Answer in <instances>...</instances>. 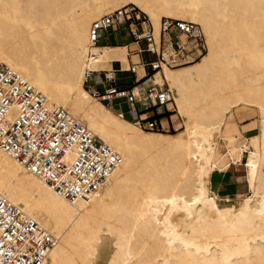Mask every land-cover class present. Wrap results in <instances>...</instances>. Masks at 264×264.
Masks as SVG:
<instances>
[{
    "label": "bare ground",
    "instance_id": "obj_1",
    "mask_svg": "<svg viewBox=\"0 0 264 264\" xmlns=\"http://www.w3.org/2000/svg\"><path fill=\"white\" fill-rule=\"evenodd\" d=\"M129 7L146 16L157 44L165 20L203 32L199 60L162 66L147 81L172 92L176 134L144 132L86 89L92 76L131 67L129 52L116 59L127 46L90 39L96 21ZM2 65L121 158L96 193L72 201L0 150V193L59 239L44 264H264V0H0ZM241 109L260 114L258 151L222 135ZM245 154L249 195L222 205L212 174L241 166ZM103 247L110 252L100 256Z\"/></svg>",
    "mask_w": 264,
    "mask_h": 264
},
{
    "label": "built area",
    "instance_id": "obj_2",
    "mask_svg": "<svg viewBox=\"0 0 264 264\" xmlns=\"http://www.w3.org/2000/svg\"><path fill=\"white\" fill-rule=\"evenodd\" d=\"M145 22L135 9L123 8L91 26L94 44H100L110 30H127L133 43L139 45L136 54L142 57L126 71L117 68L112 74L92 76L94 82L89 87L109 107L117 104L124 118L122 109L127 106L131 120L141 128L169 132L175 130L172 116L177 113L173 94L167 86L145 83L162 66L178 68L199 60L206 52L205 38L194 23L165 20L157 44L153 30L144 31ZM139 66L145 72L141 80ZM124 73L135 77L131 88L119 85L118 74ZM99 86L103 89L98 90ZM143 115L147 118L142 119ZM0 150L72 201L89 199L121 163L112 147L66 110L50 104L42 92L6 65L0 66ZM58 240L0 193V264H44Z\"/></svg>",
    "mask_w": 264,
    "mask_h": 264
},
{
    "label": "rangeland",
    "instance_id": "obj_3",
    "mask_svg": "<svg viewBox=\"0 0 264 264\" xmlns=\"http://www.w3.org/2000/svg\"><path fill=\"white\" fill-rule=\"evenodd\" d=\"M133 9H135V8H133ZM135 10H136V13H138L141 16V19L146 18V16L144 14L140 13L137 9H135ZM145 23L146 24L144 25V28L148 29V27L150 26V22L147 18H146ZM19 28H20V26H18V29ZM18 29H17V27L15 28V30H18ZM121 36L127 41L119 40V42L111 45L110 47L123 46L124 43H125L124 44V47H125L127 45V43H130V44L133 43V39H131L130 34L127 30L126 31H124V30H122V31L116 30L115 31L114 30V32H113V30H110L108 33H106L104 35V38L100 41V44H109L110 42H114L116 37L121 38ZM105 46H109V45H105ZM127 47H128V49H126L124 51H118L116 53V59H119V57L127 58V55L129 52L128 58H129L130 64L132 62L138 64L139 58H138V55L136 53L139 51L140 48L135 44H132L131 46H127ZM141 48L143 49L142 45H141ZM3 49L8 50V49H10V46H6ZM118 63H120V62H118ZM111 66H113V65L111 64ZM116 68H118V67L116 66ZM118 77L121 79L119 81V85H121L124 88H130L132 86L133 80L135 81V77L129 73L118 74ZM165 85L162 84L161 87H164ZM106 86L108 87V84H106ZM86 89L89 92L91 91L89 88V84L86 85ZM97 89L102 90L103 88H100V86H99V87H97ZM90 94L92 96H94L91 92H90ZM95 98H97V97H95ZM112 108H113L112 110L115 113H117L116 110L119 109L117 104H114L112 106ZM122 110L127 114V117H125V118L134 122L133 120L129 119V118H132V115L129 114L128 107L123 106ZM230 116H231L229 119L230 122L226 125L225 129L227 130L230 127L232 133L234 134L232 136H235V138L241 137L242 141L244 140L243 138L250 139L252 149L255 151H258L259 144H260V135H261V130H262V124H261V118H260L259 112L258 111L249 112V111H243V109H241L239 111L234 110V112L231 113ZM177 117H178L177 113L172 116V122H173L175 130L171 129V131H169V132H154V131L144 130V132L157 133V134H163V135L176 134L178 130L180 131L182 129L181 121H180L179 117L178 118ZM222 135H223V133H222ZM223 136H226V135H223ZM158 143L156 142L157 145H158ZM164 143H166V142H164ZM159 144H161V142ZM160 146H162V145H160ZM164 146L165 147L168 146V143H167V145L164 144L162 146V148H164ZM151 147H153V146H151ZM157 147H159V146H156V148ZM156 148L154 147V149H156ZM157 150H159V149H157ZM247 160H248V155L245 154L244 161H243V164L241 166H239V167L232 166L229 170H227L226 172H223V173L215 172L213 174V177H211L212 178L211 188L217 194L219 199L221 200L222 205H228L229 203H232V204L233 203L234 204L239 203L241 198L249 195V190H248L247 184H246L247 182L245 183L246 179H245V181L243 180V178L245 176V164L247 163ZM105 238H107V237H105ZM104 242H105V239H104ZM104 252L109 254L108 252H110V251L109 250L107 251V249L103 247L102 249H100V253H101L100 256ZM98 264H102V263H98Z\"/></svg>",
    "mask_w": 264,
    "mask_h": 264
},
{
    "label": "crops",
    "instance_id": "obj_4",
    "mask_svg": "<svg viewBox=\"0 0 264 264\" xmlns=\"http://www.w3.org/2000/svg\"><path fill=\"white\" fill-rule=\"evenodd\" d=\"M131 37V36H130ZM132 39V38H131ZM119 40H124V41H127V40H125L122 36H121V38H118V37H116L115 38V40H114V42H110L109 44H100V45H109V46H111V45H113V44H116L117 42H119ZM125 44V43H124ZM124 44H123V46H115V47H117V48H124ZM132 44H134V43H127V45L126 46H131ZM114 47V46H113ZM140 57H142V56H140ZM140 57L138 56V58H139V63H140ZM116 70V69H115ZM139 79V78H138ZM140 80V79H139ZM165 83V82H164ZM146 84V86H151V85H153V83L152 82H146L145 83ZM138 91H139V89H136L135 90V92L136 93H138ZM237 111H239V110H237ZM243 111H249V112H251L249 109H243ZM116 112L119 114V111L118 110H116ZM125 113V112H124ZM233 113V112H232ZM240 113V112H239ZM231 115V114H230ZM228 116L227 117V119H226V122H225V125H224V127H223V135H234L233 133H232V131H231V128L229 127L227 130L225 129L226 128V125L230 122L229 121V119H230V117L231 116ZM125 117H127V114L125 113ZM145 118H147V116L146 115H143L142 116V119H145ZM178 118V117H177ZM129 119H131V118H129ZM128 120V119H127ZM130 121V120H129ZM132 122V121H131ZM214 174V173H213ZM213 174H212V177H213ZM243 180L245 181V176H244V178H243ZM245 183H246V181H245ZM247 184V183H246ZM211 185H212V178H211ZM247 188H248V186H247Z\"/></svg>",
    "mask_w": 264,
    "mask_h": 264
},
{
    "label": "trees",
    "instance_id": "obj_5",
    "mask_svg": "<svg viewBox=\"0 0 264 264\" xmlns=\"http://www.w3.org/2000/svg\"><path fill=\"white\" fill-rule=\"evenodd\" d=\"M133 83H134V80H133ZM133 83H132V86H133ZM132 86H131V87H132ZM131 87H130V88H131Z\"/></svg>",
    "mask_w": 264,
    "mask_h": 264
}]
</instances>
